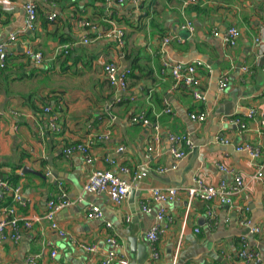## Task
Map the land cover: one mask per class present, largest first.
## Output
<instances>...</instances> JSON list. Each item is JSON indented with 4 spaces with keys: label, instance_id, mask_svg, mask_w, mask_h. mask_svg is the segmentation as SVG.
<instances>
[{
    "label": "crops",
    "instance_id": "1",
    "mask_svg": "<svg viewBox=\"0 0 264 264\" xmlns=\"http://www.w3.org/2000/svg\"><path fill=\"white\" fill-rule=\"evenodd\" d=\"M30 1L36 5V25L24 32L23 6ZM0 10V44L10 35L17 37L0 71V180L19 187L21 196L19 203L10 194L0 198V221L3 209L12 207L31 223L17 243L0 245V264H28L30 257L37 264H98L110 251L128 264H252L238 257L241 242L264 264V184L253 178L256 169L248 153L236 150L250 144L264 152V0H197L185 8L181 0H0ZM187 21L192 33L184 28ZM114 25L123 33L122 44L108 34ZM232 26L239 31L235 47L222 42ZM166 35L174 39L162 47ZM65 45H72L67 54L57 52ZM28 48L42 54L41 63L25 55ZM108 61L131 70L125 91L109 86L103 71ZM193 62L201 63L194 88L175 87L170 75L160 72L164 63ZM224 76L228 84L220 93ZM195 91L204 101L194 99ZM164 101L170 114L163 112ZM250 109L256 111L253 119L247 117ZM192 112H205L206 120L191 121ZM139 113L150 125L132 122ZM234 117L245 123V130L224 122ZM169 133L187 134L192 141L182 161L170 154ZM98 135L107 139L90 146L92 164L80 153H62L66 145ZM220 165L244 183L232 204L189 198L187 190L197 179L212 186L233 184V175L220 171ZM118 167L128 168L117 174L134 194L120 206L84 191L93 170ZM159 168L170 170L160 174ZM168 187L177 189L176 200L155 203L151 190ZM61 189L74 201L55 216L64 237L42 219L48 200ZM89 205L101 210L100 220L86 217ZM144 205L149 212L142 211ZM161 210L166 229L153 262L145 235ZM108 237L117 248L106 243ZM70 238L95 245L96 252H85Z\"/></svg>",
    "mask_w": 264,
    "mask_h": 264
},
{
    "label": "built area",
    "instance_id": "2",
    "mask_svg": "<svg viewBox=\"0 0 264 264\" xmlns=\"http://www.w3.org/2000/svg\"><path fill=\"white\" fill-rule=\"evenodd\" d=\"M49 1V0H44ZM105 2H110L114 0H104ZM118 3H123L126 0H116ZM182 1V7H189L197 3V0H181ZM24 14H25V24H24V32L25 31H32L35 29V23L37 18V9L36 5L33 2H28L23 6ZM55 15H50L49 20H54ZM79 24L82 27L94 29L95 27L88 23L87 21H79ZM185 29H187L190 33L194 31V28L190 22H186ZM109 35H114L118 41L119 44H122L123 42V33L122 31L114 25L111 30L108 32ZM214 35L217 36L218 33L214 32ZM16 35H10L8 40L4 43L0 44V69H4L6 65V59H7V49L10 47L13 43L16 42ZM239 38V31L236 27L232 26L229 27L225 33L222 36V42L229 47H235L237 45V41ZM174 37L170 35H166L161 39V45L162 47L168 46L172 41ZM256 44H261L260 39H255ZM83 43H88L87 39L83 40ZM72 45H65L62 47H59L57 52L67 54L68 49ZM25 55L35 61L36 63H41L43 57L40 52H34L32 49H26ZM201 66L200 62H193L191 64H179L176 63L174 65H168L167 63H164L163 68L161 69V74L168 73L170 77L174 81V86L177 87L179 85H184L190 88L197 87L198 85V79L196 76V70ZM168 70V72H167ZM105 78L109 84L110 87L114 89H118L121 91H125L127 89V83H128V77L131 74L130 70H121L118 63L116 61H108L104 64L103 67ZM242 71L246 72L247 68L242 67ZM228 79L227 77H222L218 82V91L220 93H223L225 89L227 88ZM193 97L197 101H204V97L198 92L195 91L193 93ZM50 107H45L44 111L46 113L50 112ZM164 113L170 114L171 109L169 108V105L167 101H164ZM256 111L254 109H250L248 111L247 117L249 119L255 118ZM206 113L205 112H197V113H190L189 118L191 121L195 123H202L206 120ZM132 122L137 123L140 122L142 125H150V122L144 117L142 114H136L132 117ZM228 125H232L235 127H238L239 130H245L246 125L244 122H242L240 119L234 117V118H227L224 120ZM158 125H154V130L158 131ZM104 139H107V137L98 135L94 137V139H88L87 141H84L82 143H73L68 144L62 149V153L65 156H70L75 153H80L83 155L85 162L87 164H92L93 158L91 157L90 153V146L96 141H102ZM168 140L171 144L170 147V154L173 156V158L176 160V162L182 161L188 154V152L192 149V141L190 137L187 134H175V133H169L168 134ZM217 140L220 143L223 144H229V140L223 138V137H217ZM123 147L118 148V152L122 151ZM237 151H245L248 153L249 157L251 158L252 162L255 166V174L253 175V178L255 180H258L264 184V152H261V150L253 145L250 144H243L241 146H238L236 148ZM148 151H152V147L148 148ZM220 171L233 175L234 182L231 186L227 185L224 181L219 182L218 185L212 186V185H206L201 180L197 179L195 181V185L193 188H190L187 190L189 198H197L201 200L202 202H205L207 204L211 202L217 201L220 205H231L233 197L239 195L244 187V183L242 181V178L240 175L234 173V171L226 167L224 165H220L218 167ZM170 169H176V164L173 165ZM166 168H159L157 169V172L160 174L166 173L168 170ZM117 172L120 173H128L129 170L126 167H118V171L113 170H106V171H100V170H93L90 175L87 178V181L84 184V191L86 193L95 194V195H105L109 198V200L115 205L120 206L125 199L128 197L130 193V186L125 183L123 180L120 179ZM145 176L144 173L142 174H136L135 178H141ZM10 194L11 199L14 203H19L21 200L20 196V188L19 187H13L8 182L0 180V198H4L5 195ZM151 197L155 203L164 204L168 202H173L177 198V189L173 187L168 188H156L151 190ZM74 201H71L66 196L65 192L61 189L58 193L55 194L54 197L48 200L46 204L45 213L42 217L45 221L49 223L50 229H52L54 232L58 233L59 236H67L65 233L59 230L58 225L55 220V216L58 213V211L69 207L72 205ZM142 211L149 212V208L147 206H142ZM3 219L0 221V245L5 242H12L17 243L20 240L21 233L24 230H28L31 227V223L27 220L20 219L16 214L14 209L11 208H5L2 211ZM210 216H213V213L210 212ZM86 217L88 219H96L100 220L102 218V212L101 210L94 205H89L86 211ZM164 218V211L161 210L157 216L156 220L157 223L153 225L148 232L145 235L146 240L150 244L152 248V261L156 262L159 258L158 251L156 249V243L159 239V237L164 233L166 229V225L162 224ZM128 220V219H127ZM107 227L109 228L110 225L107 224ZM258 232L259 230H254ZM198 232V230H196ZM71 243H73L78 248L84 250L88 253H95L96 247L95 245H87L83 243H77V241H74L72 238H70ZM106 243L111 248H117L118 244L115 239L108 237L106 239ZM238 257L245 261L246 263H252V264H262L261 258L258 256V254L254 253L253 251L249 250L247 248L246 243L241 242L240 249L238 250ZM52 256H55V252L52 253ZM28 264H37L35 258L30 257L27 260ZM98 264H128L127 259L124 257L117 256V254L114 251H110L106 253L98 262ZM187 264H196V263H187Z\"/></svg>",
    "mask_w": 264,
    "mask_h": 264
},
{
    "label": "water",
    "instance_id": "3",
    "mask_svg": "<svg viewBox=\"0 0 264 264\" xmlns=\"http://www.w3.org/2000/svg\"><path fill=\"white\" fill-rule=\"evenodd\" d=\"M26 172V168H24L23 170H22V173H25ZM31 172H33L34 174H36V175H38V176H41L39 173H36V172H34V171H31ZM43 178V177H42ZM45 179V178H44ZM130 194V196L133 194V193H129ZM134 195V194H133Z\"/></svg>",
    "mask_w": 264,
    "mask_h": 264
},
{
    "label": "trees",
    "instance_id": "4",
    "mask_svg": "<svg viewBox=\"0 0 264 264\" xmlns=\"http://www.w3.org/2000/svg\"><path fill=\"white\" fill-rule=\"evenodd\" d=\"M2 11L0 10V13H1ZM6 63H7V60H6ZM6 69V65H5V68L4 69H0V71H4ZM131 71V70H130ZM131 75V74H130ZM129 75V76H130ZM129 78V77H128ZM7 181V180H6ZM8 181L10 182V183H12L9 179H8ZM13 181V180H12ZM10 200V199H9ZM10 203V202H9Z\"/></svg>",
    "mask_w": 264,
    "mask_h": 264
}]
</instances>
